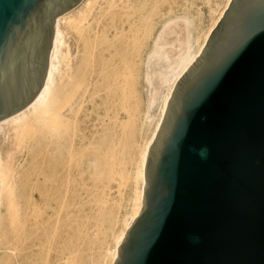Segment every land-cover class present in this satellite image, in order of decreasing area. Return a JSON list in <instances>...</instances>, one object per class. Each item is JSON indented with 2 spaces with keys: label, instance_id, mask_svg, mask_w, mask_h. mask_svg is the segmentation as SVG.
Masks as SVG:
<instances>
[{
  "label": "bare ground",
  "instance_id": "1",
  "mask_svg": "<svg viewBox=\"0 0 264 264\" xmlns=\"http://www.w3.org/2000/svg\"><path fill=\"white\" fill-rule=\"evenodd\" d=\"M171 2L82 0L58 17L43 88L26 108L0 121V264H114L141 212L148 150L172 92L231 0H206L207 28L201 8L194 21L173 20ZM187 6L188 14L196 7ZM143 88L149 100L141 136L128 142L127 127L141 116ZM95 108L101 128L91 130ZM132 148L135 154H127ZM128 160L134 167L126 173ZM91 176L102 184L119 183V177V189L130 178L134 185L117 201L103 191L93 226L75 238L77 188L89 194ZM64 207L71 209L67 243Z\"/></svg>",
  "mask_w": 264,
  "mask_h": 264
},
{
  "label": "water",
  "instance_id": "2",
  "mask_svg": "<svg viewBox=\"0 0 264 264\" xmlns=\"http://www.w3.org/2000/svg\"><path fill=\"white\" fill-rule=\"evenodd\" d=\"M81 1L0 0V121L37 97ZM114 264H264V0H231L178 80Z\"/></svg>",
  "mask_w": 264,
  "mask_h": 264
},
{
  "label": "rangeland",
  "instance_id": "3",
  "mask_svg": "<svg viewBox=\"0 0 264 264\" xmlns=\"http://www.w3.org/2000/svg\"><path fill=\"white\" fill-rule=\"evenodd\" d=\"M190 2L195 4L197 8L195 7V9H192L191 13L188 14L184 10V7H188L187 5H189ZM163 4L165 7V4H166L165 1L163 2ZM171 7H172L171 15L173 17V20H177L176 18H178V21H180L181 18H184L185 20L184 19L183 20L187 21L188 18H191V19L196 18L195 16L200 13L199 9L201 8L202 9V17H203L202 27L207 28L212 23L206 0H189L188 3H186L184 0H172ZM177 8H179V9H177ZM164 10L165 9L162 10L163 13H164ZM162 12L160 11V13H162ZM179 17H181V18H179ZM192 20L194 21V19H192ZM180 22H182V21H180ZM175 23H177V21ZM176 36H178L179 38L182 37V36L178 35V33L175 35V38H178ZM176 41L177 40L175 39V42ZM177 43H178V41L175 44H177ZM148 94H149V91H147V90L144 91V88H143L142 94H141V104H140L141 116L136 121V124L133 123L127 127L128 142H131V140L135 136H137V137L141 136L140 126L142 124L143 115L145 113L144 111H145L146 107L148 106V100H149ZM92 107L93 106H91V109H92ZM91 113H92V115H91V118H92L91 119V130L92 129L95 130L96 128L100 129L101 126L99 125L98 122L95 121L97 109L95 108L94 111H92ZM152 113H153V115H155L157 117L159 115V109L158 108L154 109L152 111ZM150 131H151V126L149 124H146L144 126L143 135L148 136L150 134ZM129 152L131 153V155H134L135 154L134 148H132L131 150H128L127 154H129ZM131 155H128V157H131ZM133 167H134V164H132V162L130 160H128L127 167H126L127 168L126 173L132 172ZM115 181H119V183L112 181L111 183L105 182L102 184L100 182L95 181V179L91 176V192L89 194L83 193L80 188H77L76 193L78 196L77 197L78 204H77V207L75 208L76 209L75 214H76V218H77V225H76V227H77L76 232L77 233L75 234L76 235L75 238H78V237L80 238L81 236H83V234H84L83 231L85 228L91 229V227L93 226L92 225L94 223L93 219H94V217L98 211L97 200L99 198V195H101L103 191H105L106 195H109V198L111 199V201L112 200L117 201V200L122 199L123 196L126 197L130 193V191L132 190L133 185H134L133 179L130 178L129 182L128 181H127L128 183L126 182L127 185L125 184L123 187L121 186V189H119L120 183H121L120 178L118 177V179ZM108 183H109V186L106 187V184H108ZM119 192H121L123 195L120 194ZM70 211H71V209H69L67 207H64L63 210L61 211L62 241L64 243L69 242L70 238H71L70 232H69L70 231V226H69L70 225V219L67 218L69 216ZM62 264H68V263H66V261L63 260Z\"/></svg>",
  "mask_w": 264,
  "mask_h": 264
},
{
  "label": "clouds",
  "instance_id": "4",
  "mask_svg": "<svg viewBox=\"0 0 264 264\" xmlns=\"http://www.w3.org/2000/svg\"><path fill=\"white\" fill-rule=\"evenodd\" d=\"M203 154V153H202Z\"/></svg>",
  "mask_w": 264,
  "mask_h": 264
}]
</instances>
